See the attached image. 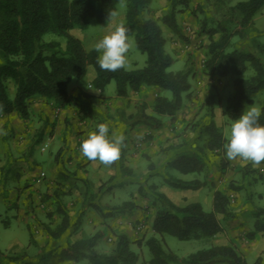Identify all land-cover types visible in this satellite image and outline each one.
<instances>
[{"label":"rangeland","instance_id":"rangeland-1","mask_svg":"<svg viewBox=\"0 0 264 264\" xmlns=\"http://www.w3.org/2000/svg\"><path fill=\"white\" fill-rule=\"evenodd\" d=\"M223 1L225 5H234L246 0ZM166 6V0H153L144 11L143 17L160 18ZM126 9L127 3L122 0L117 4V15L109 20L107 26H100L94 18L88 28H76L71 33L80 38L88 50L94 49L96 42L111 33L117 24H124ZM213 9V0H192L190 8L178 14L182 35L171 32L166 25L160 23L166 38V51L175 59L170 70L188 69L192 85L183 94L182 107L174 120L170 116H161L164 123L162 128L151 129L140 125L134 130L127 122V115L136 112L141 103L145 104L149 113L152 112L157 95L170 96L168 91L146 87L140 92L132 91L127 96L120 97L114 81L100 91L94 85L96 71L92 66L88 67L83 78L74 79L68 89L72 95L87 92L93 96L92 100L98 108L95 118L82 121L77 116L76 107L63 112L54 103L35 97L31 101L28 119H23L19 114L0 119V249L8 256L17 258L16 261L8 260V264H37L42 255L52 247L42 224L49 223L55 228L61 220L56 210L57 201L53 195L55 190L61 193L60 198L74 221L81 209L85 208L76 231L67 233L65 237L69 235V240H76L101 231L102 237L96 247L98 252L110 253L116 235L124 232L133 241H144L155 236L168 252L179 258L211 245L232 244L249 264H264V233H258L253 240L248 238L256 222L253 210L264 207V162L259 167H253L251 163L239 159L229 161L222 151L211 152L207 149L209 163L202 172L183 174L166 166L179 151L193 150L202 144L195 127L206 121V100L210 95H215L218 100L215 106L216 124L223 136L230 138L234 120L224 114V109L233 92L234 78L217 77L209 80L203 72L209 38L201 29L206 12ZM210 17L205 27H211ZM255 27L258 31L257 38L264 42V7L255 17ZM44 39L58 41L64 46V38L56 34H46ZM129 42L131 47L127 53L126 69L144 67L146 54L137 48L134 36L129 37ZM247 44L248 42H242L237 36L232 39V48ZM8 86L13 96L14 82L9 81ZM263 103L264 91H261L254 96V103L248 105L246 111L251 107L261 109ZM100 123H106L109 127V142H114L113 134L125 137L121 151L126 153L131 149L126 147V143L134 134V153L139 154V159L136 162V171L133 170L132 174L121 172L120 175L117 174L120 173L117 169L110 171L108 175L87 178L90 192L87 195L82 177L71 176L72 172L68 170L65 172L55 157L63 149L64 165L68 166L65 156L70 147L69 143L73 138L87 139L89 133L98 131L97 125ZM43 127L44 138L40 143H35L36 135ZM225 160L226 165L223 162ZM224 165L225 171L222 169ZM244 169L249 173L246 174ZM167 173L184 180H198L201 186L198 189L173 188L165 181ZM122 180L123 184H120ZM101 189L105 191L99 196ZM218 189L230 195L231 208L237 215L231 221L220 220L224 229L215 238L181 240L153 231L152 220L158 207L156 192L166 194L177 205L198 201L205 210L212 211L213 196ZM127 200H133L137 204L133 213L105 217L96 207L98 202L110 206ZM218 217L221 219L222 216ZM65 237L62 239L66 240ZM132 249L139 255L135 264H151L152 255L144 243L141 246L132 244ZM259 259L261 260L258 263ZM56 261L57 257H50L47 264H60ZM65 264L90 263L84 260Z\"/></svg>","mask_w":264,"mask_h":264},{"label":"trees","instance_id":"trees-1","mask_svg":"<svg viewBox=\"0 0 264 264\" xmlns=\"http://www.w3.org/2000/svg\"><path fill=\"white\" fill-rule=\"evenodd\" d=\"M120 1L122 0H0V119L13 113L28 119L31 101L35 97L54 103L59 111L76 107L77 116L82 121L95 118L98 108L92 100L93 96L87 92L72 95L68 89L74 79L83 78L88 67L92 66L96 71L94 85L100 91L114 81L120 97L127 96L130 91L140 92L144 87H156L170 93V96L157 95L152 112L149 113L145 104L141 103L135 113L128 114L127 122L131 128L145 125L151 129H160L164 124L161 116H170L174 120L182 107L183 94L192 85L188 69L170 70L175 59L166 51V38L161 24L166 25L171 32L182 35L178 14L189 9L192 0H166L167 6L160 18L143 17L153 0H125L127 9L123 25L128 29L127 35L134 36L137 48L146 54V65L131 70L124 68L116 72L101 71L96 63L99 53L95 49L88 50L82 40L71 31L88 28L94 18L100 26H107L112 18L110 14L116 13ZM263 7L264 0H246L234 5H225L223 0H213L214 9L206 12L201 29L209 38L204 74L209 80L217 77L234 78L233 92L224 109V114L232 120L238 119L246 111V107L254 103V96L264 91V42L257 38L258 31L255 27V17ZM209 17L211 27H205ZM49 33L63 37L64 46L58 41H46L44 36ZM235 36L248 44L232 48ZM9 81H13L15 85L13 96L10 94ZM217 101L215 95L207 98L206 121L195 127L202 144L193 150L179 151L167 162V168L183 174L202 172L209 163L207 149L225 154L224 146L228 139L223 136L215 121ZM261 110L264 111V103ZM259 123L264 125V115ZM44 129L43 127L36 135L35 143H40L44 138ZM63 156L64 151L60 149L55 157L60 168H64L65 172H72L71 176L78 175L67 164L65 167ZM223 162L227 164L226 160ZM118 164L122 170V160ZM244 172L249 173L246 169ZM81 180L86 185V194H90L88 179ZM165 181L177 189H198L201 186L198 180H184L170 173L166 174ZM103 191L105 189H101L98 195ZM53 195L61 220L55 228L49 223L42 224L52 247L42 255L37 264H47L50 257H57L56 262L60 264L84 260L90 264H135L139 255L132 249V244L141 246L142 243L152 255L151 264H249L232 244L211 245L179 258L168 252L155 236L144 241H133L124 232L116 235L110 253L98 252L96 247L102 237L101 231L76 240H69V235L65 237L67 233L76 231L85 208L81 209L74 221L60 198L61 193L55 190ZM155 195L158 207L152 220L153 231L181 240L213 239L224 229L220 220L231 221L237 215L231 208L230 195L221 189L214 193L212 211L205 210L201 202L180 206L162 192H156ZM96 207L103 216L112 217L120 213H133L137 204L133 200L110 206L98 202ZM253 215L256 222L254 230L248 234L249 240L255 239L258 233H264V207L255 208ZM218 216H222L221 219ZM30 238L33 241L31 233ZM8 260L16 261L17 258L8 256L0 249V264H8Z\"/></svg>","mask_w":264,"mask_h":264},{"label":"clouds","instance_id":"clouds-1","mask_svg":"<svg viewBox=\"0 0 264 264\" xmlns=\"http://www.w3.org/2000/svg\"><path fill=\"white\" fill-rule=\"evenodd\" d=\"M116 15L115 12L111 13L110 18ZM127 33L128 29L123 24H117L111 33L96 42L94 49L99 53L96 63L101 71L116 72L126 68L127 53L131 47ZM262 115L264 111L260 108L251 107L234 120L230 138L224 146L229 161L239 159L251 163L253 167H259L264 162V125L259 123ZM97 129L82 141L80 150L90 161L99 160L104 165H111L120 158L125 137L113 134L114 142H109L108 125L100 123Z\"/></svg>","mask_w":264,"mask_h":264},{"label":"crops","instance_id":"crops-1","mask_svg":"<svg viewBox=\"0 0 264 264\" xmlns=\"http://www.w3.org/2000/svg\"><path fill=\"white\" fill-rule=\"evenodd\" d=\"M146 87H144L145 89ZM132 91L129 92V94ZM134 92V91H133ZM137 93V92H136ZM63 112L65 110H62ZM133 112H130L129 114H132ZM135 113V112H134ZM17 114V113H13ZM12 114V115H13ZM138 128H134L136 130ZM134 133V132H133ZM84 137H78L77 139H72V141L69 143L70 147L69 150L66 152V159H68V167L72 170H76L78 175L81 176L82 178H93L97 175H108L110 174V171L112 170H120V173L118 172L117 174L122 173H134L133 170L136 171L137 164L136 162L139 159V154L134 153V144L136 143V139L133 136L131 137L130 141L126 143V147L129 146V151L126 153L124 150L121 151L120 158L114 162V164L111 165H104L97 161H90L86 157L83 156L81 150H80V145L82 141H84ZM128 144V145H127ZM128 148V147H127ZM134 153V154H133ZM134 155V156H132ZM122 160V164L124 165V168L122 170L119 168L118 161ZM107 170V171H105ZM120 184H123V180L120 182ZM195 202V201H192ZM198 202V201H197Z\"/></svg>","mask_w":264,"mask_h":264}]
</instances>
